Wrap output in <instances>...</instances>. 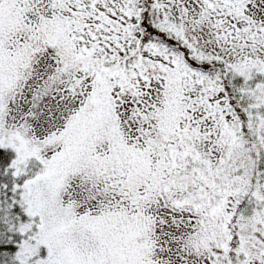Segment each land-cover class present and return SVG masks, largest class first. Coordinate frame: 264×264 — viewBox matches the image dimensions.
I'll return each instance as SVG.
<instances>
[{
	"label": "snow or ice",
	"instance_id": "obj_1",
	"mask_svg": "<svg viewBox=\"0 0 264 264\" xmlns=\"http://www.w3.org/2000/svg\"><path fill=\"white\" fill-rule=\"evenodd\" d=\"M0 264H264V0H0Z\"/></svg>",
	"mask_w": 264,
	"mask_h": 264
}]
</instances>
